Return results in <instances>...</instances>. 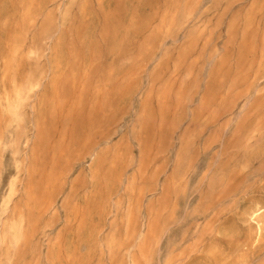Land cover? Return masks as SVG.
Returning <instances> with one entry per match:
<instances>
[{
  "label": "rangeland",
  "instance_id": "1",
  "mask_svg": "<svg viewBox=\"0 0 264 264\" xmlns=\"http://www.w3.org/2000/svg\"><path fill=\"white\" fill-rule=\"evenodd\" d=\"M255 203L264 0H0V264H264Z\"/></svg>",
  "mask_w": 264,
  "mask_h": 264
},
{
  "label": "bare ground",
  "instance_id": "2",
  "mask_svg": "<svg viewBox=\"0 0 264 264\" xmlns=\"http://www.w3.org/2000/svg\"><path fill=\"white\" fill-rule=\"evenodd\" d=\"M38 86H40L39 82L31 83L30 89L38 88ZM23 99L24 98L22 91L17 90L15 93V97L7 102V110L11 112L14 116H17L18 108ZM254 137L255 136L252 135L249 137V139H253ZM247 216L249 223L256 231V236L259 237L264 230V207L259 203H255L253 208L248 212ZM23 224L24 220L21 219L17 226L20 233L23 231Z\"/></svg>",
  "mask_w": 264,
  "mask_h": 264
}]
</instances>
